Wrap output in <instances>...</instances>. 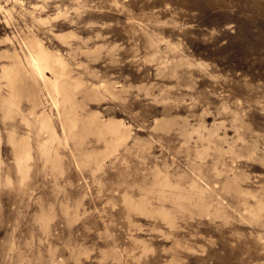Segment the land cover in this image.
Segmentation results:
<instances>
[{"label":"rangeland","instance_id":"rangeland-1","mask_svg":"<svg viewBox=\"0 0 264 264\" xmlns=\"http://www.w3.org/2000/svg\"><path fill=\"white\" fill-rule=\"evenodd\" d=\"M0 264H264V0H0Z\"/></svg>","mask_w":264,"mask_h":264},{"label":"bare ground","instance_id":"bare-ground-1","mask_svg":"<svg viewBox=\"0 0 264 264\" xmlns=\"http://www.w3.org/2000/svg\"><path fill=\"white\" fill-rule=\"evenodd\" d=\"M36 61V60H35ZM36 64H37V62H36Z\"/></svg>","mask_w":264,"mask_h":264}]
</instances>
